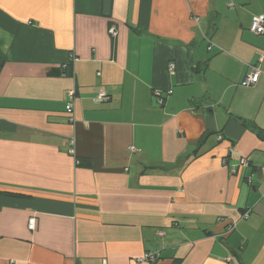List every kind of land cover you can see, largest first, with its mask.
<instances>
[{
    "label": "crops",
    "instance_id": "1",
    "mask_svg": "<svg viewBox=\"0 0 264 264\" xmlns=\"http://www.w3.org/2000/svg\"><path fill=\"white\" fill-rule=\"evenodd\" d=\"M255 16L264 0H0V191L20 195H0V264H264Z\"/></svg>",
    "mask_w": 264,
    "mask_h": 264
},
{
    "label": "built area",
    "instance_id": "2",
    "mask_svg": "<svg viewBox=\"0 0 264 264\" xmlns=\"http://www.w3.org/2000/svg\"><path fill=\"white\" fill-rule=\"evenodd\" d=\"M249 31L254 35H264V17L263 16L253 17L251 22H250ZM109 33L112 36L116 35L114 29H111ZM261 59L262 58L260 56L259 60L261 61ZM173 70H174V65L170 64L169 65V72H173ZM260 77H261V71L256 67H252L251 70L244 77L241 85L244 87H254L259 82ZM97 99L99 101L106 100V94L103 91L99 92L97 95ZM66 112L68 114L71 113V104H68L66 106ZM218 139L221 140L222 137L218 136ZM230 152H232V150H230ZM247 163H248L247 159L241 160V165H246ZM246 216L247 215L245 214V217ZM28 228L31 230L34 228V219L33 218L29 219ZM229 229H231V228H229ZM158 258H159L158 254H145L143 257L138 258L137 261L140 263H151V262H155L156 259H158Z\"/></svg>",
    "mask_w": 264,
    "mask_h": 264
},
{
    "label": "trees",
    "instance_id": "3",
    "mask_svg": "<svg viewBox=\"0 0 264 264\" xmlns=\"http://www.w3.org/2000/svg\"><path fill=\"white\" fill-rule=\"evenodd\" d=\"M47 75L49 77H61V76H71L72 75V68L71 65L68 64L64 69H51L47 72ZM248 127V126H247ZM251 128H253V130L257 133V135L259 137H264L263 133L261 131H259L258 129H256L254 126H252ZM202 143V142H201ZM79 165L84 166V167H89V161L87 160H79L78 161ZM0 195H5V196H12V197H18L20 195L18 194H12V193H8V192H1L0 191Z\"/></svg>",
    "mask_w": 264,
    "mask_h": 264
}]
</instances>
